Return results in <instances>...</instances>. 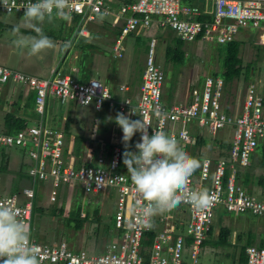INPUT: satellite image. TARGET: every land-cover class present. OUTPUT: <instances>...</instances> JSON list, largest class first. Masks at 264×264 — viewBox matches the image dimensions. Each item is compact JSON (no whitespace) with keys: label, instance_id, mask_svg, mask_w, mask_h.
<instances>
[{"label":"built area","instance_id":"1","mask_svg":"<svg viewBox=\"0 0 264 264\" xmlns=\"http://www.w3.org/2000/svg\"><path fill=\"white\" fill-rule=\"evenodd\" d=\"M27 2L8 0L10 12L0 3V15L23 16L22 7ZM72 16L80 18L74 35L85 40L91 38L88 24L97 17L119 19V32L111 46L112 58L119 60L124 57L125 38L139 31L147 32L152 27L171 31L182 42L196 41L215 47L228 46L236 36L252 30L257 34V43L264 46V0H213L210 10L183 5L181 0H136L116 10L107 7L106 0H71ZM204 16L209 18L198 20ZM158 50V40L150 37L135 99L129 96L127 85L118 86L113 95L106 85L92 76L77 81L55 69L49 78L43 79L0 65V85L11 83L34 91L37 118L34 126L14 134L0 130V147L24 150L31 161L27 172L31 185L20 194L26 201L19 204V194H13L0 196V202H11L21 208L23 219L31 229L40 183L49 184L50 203L56 201L61 191L58 189L64 187H78L92 197L109 189L115 191L114 239L102 253L88 254L85 250H76L72 241L46 245L32 239L40 252L41 264H201L202 245L208 239L219 209L236 216L251 215L264 224V201L246 192L236 181L238 170L249 167V157L255 149L264 147V83L261 88L256 83L259 72L254 80L246 82L238 115L222 110L225 86L230 82L225 66L221 70L219 61L218 69L204 79L202 87L191 89L187 104L165 106L161 101L164 75L158 62ZM50 97L62 106L74 103L81 109L92 108L95 114L104 106L125 115L131 109L138 115L142 114V118L151 125L148 129L150 135L153 130H163L175 136L185 150L193 148V153H188L201 161V167L191 178V186L208 189L213 193V203L204 210L182 203L157 215L154 217V238L149 246H144L142 241L152 229L141 225L132 215L140 197L128 173L120 169L121 147L113 146L106 150L104 145H100L97 157L91 155L93 150L84 158L65 152L66 149L70 151L65 146L67 131L45 124ZM158 108L168 113L166 119L161 120L155 115ZM138 115L131 119H141ZM194 128L208 135V151L214 150L219 133H231L226 152L220 148L221 153L200 154L203 148L197 149V137L191 135ZM139 140L140 133H136L135 143ZM224 153L225 156L222 155ZM261 235L262 239H258L256 245L245 248V264H264V226Z\"/></svg>","mask_w":264,"mask_h":264},{"label":"rangeland","instance_id":"2","mask_svg":"<svg viewBox=\"0 0 264 264\" xmlns=\"http://www.w3.org/2000/svg\"><path fill=\"white\" fill-rule=\"evenodd\" d=\"M108 4L114 6L109 0ZM188 4L194 5V2H188ZM1 16V20H3L2 23L5 24L6 22L4 21H8L10 23L11 28L7 27V32L8 37L10 39L9 44H12V46H4L1 43V32H4L6 28L4 27V30L0 32V65L26 75H31L43 79L49 78L52 74L51 69L56 68L60 71L61 74L70 75L71 77L75 78V80L79 79L78 81H81L83 78L89 77L90 74H92L94 78L98 79L103 84H105V82L107 81L108 87L110 89L113 88L112 82L122 81V72L124 71V68H127L130 73H134L136 71V64H138V66H142L143 60L145 58L143 59V55L140 54L142 49L140 48V46L142 45V43H146V41L148 42L150 38L149 37L147 40L142 39L141 37L138 39H134L131 36L126 37L123 44L124 48H126L125 57L122 60L113 59L111 53V46L113 42L110 46H108L113 39V33L109 31L110 29L108 28L107 24L108 21L100 19V21L89 23L87 29L94 35L101 33V36L103 38L89 40V43L95 46V50L92 52L93 60L91 64L90 73H88L86 70H83L82 67H79L78 70L73 69L74 66H72L73 63L71 62L74 61L72 58L73 52L75 50L74 46L72 50L67 51L69 45L68 37L73 35L71 30L76 29V24H78L80 20L79 17L72 16L68 20L55 19L51 23L45 22V24L43 25V30L57 43V48L55 50H48L37 56H29L26 49L19 48L13 44L14 37L12 35V28L14 25L18 24L21 21L22 16ZM151 30L153 31L152 33H150ZM151 30L147 31V34L150 33V35L148 36H152L154 38L160 36L159 32H163L162 29L154 28ZM22 31L28 35L35 34L34 32L28 29H22ZM63 33H65L64 38ZM247 33V38L244 36H239L236 39L240 40L239 38H241L242 40L251 43L252 45L256 44V46H258L256 41V32L251 30ZM164 36L165 39L174 38V36L171 34H168V36H166L165 34ZM66 41L68 42L67 44H65ZM248 43L241 46V56L243 65H247L246 67L249 68V70L251 69V75H248V80H254L256 72L258 70L261 71L260 76L256 82L258 84V87L261 88L264 83V47L258 49L260 50L258 52L257 49H255L251 44ZM191 45L192 44H183V46H187L189 47V49L185 50L187 55H185V58L183 57L184 62L182 61L178 64L174 62L171 63V61L167 62L166 60H164L163 51L161 54H159L158 62L164 74L162 102L165 101V99L167 101L174 99L173 92L175 90V87H184L188 78L192 76L189 74L191 73L192 66L195 65L194 67H201L203 65V59L197 56V54H200L199 48L197 49V47ZM13 46L15 47L12 48ZM206 48V54L202 50V54L206 55V60H211V63L214 60L213 63L216 65L218 64V62L216 61L219 60V66L222 70L223 58L226 51V47L219 46L218 50L220 56L217 52H212L213 46H211L210 44H208ZM138 51L139 53H136ZM77 61L78 62H76L75 65L80 62V59ZM87 63L88 60L85 64ZM126 65H128V67H126ZM115 68L118 72L116 76H114V74L116 73L112 71V69L115 70ZM180 73L181 75H179ZM248 80L244 81L243 75L237 81L232 80L229 85L225 86L224 98H226L228 102L233 100V105L236 104L237 107H241L239 105L242 104L245 86L250 81ZM190 87L191 86L188 85L187 89H189ZM197 87L200 88V84L197 85ZM228 89L230 94L227 93ZM179 91L181 92V90ZM106 109H108L106 106L103 107V110L107 112ZM108 110L111 113L109 117L114 118L117 114L116 110ZM107 117L108 116L106 114L104 115V112L95 116L92 108L81 109L74 103H70L67 109L65 110L64 107L59 104V102L54 97H50L47 102L45 124L47 127L65 129L67 131L66 137L69 143L73 140L75 136H82L86 138V141L82 143L80 154L82 156H85L87 150L91 148V151L93 150L91 155L93 157H97L100 154L99 146L101 144H91L89 140H100L101 142V140L107 139L102 141V143L107 146L109 144L108 141L112 136H116V138L120 137L119 139H121V136L123 135L121 128L117 130V125L114 122V119L113 125L108 127V124L110 122L112 123V121L107 119ZM78 118H81V120L79 121ZM105 122L108 124L105 125ZM92 123L97 125V132L95 129V133H93L91 129ZM78 124L80 127L77 129ZM30 125H32V123H29L28 126ZM89 132L90 135H88ZM197 132L202 133L201 130H198ZM89 136H91L92 139ZM230 137L231 133H227V135L223 136L222 140L225 142H229ZM203 144L204 145L202 150L203 152L207 153L210 144L207 134H205V138H203ZM120 145H122V143H120ZM262 147L263 146H259L258 148H256L254 153L249 157V166H254L253 169L249 170L250 174L254 177L253 183L249 186V193L255 195L256 198L264 201V169L260 168L258 166V163H256L261 162L262 160ZM7 149L10 148L0 147V152H5ZM12 149V153L16 154L17 156L16 163L19 166L21 164V167L19 172H14L11 175L1 177L0 193H2L3 196H7L10 194L12 195V193L18 190L21 185L23 186L26 181L28 182L30 180L27 177L26 169L28 167H31V161L29 160L24 151L15 148ZM104 151L106 152L105 149ZM186 151L193 153V148L188 147ZM9 170V168H6V173H9ZM247 170V168L243 169V172ZM49 188L50 187L48 183H40L37 187L36 204L43 205L42 207L44 208L45 212L42 215L37 211L34 213L33 222L35 224V231L31 232L33 240H36L40 244L46 245L58 244L60 242H63L61 241L62 233L68 232V241H72L75 246L74 249H84L88 254L92 252L97 253V251H100L104 247V245H108L111 241H113L114 231H112V217L115 211L114 203L116 198L114 190L109 189L104 193L100 194V196L92 197L84 194L78 187H75L73 189L68 188L69 192L71 193L69 195H66L67 197L64 194V196H62L61 198H56L55 202L48 203ZM59 190H61V188H59L58 191ZM260 196L263 197L260 198ZM61 206L63 207L64 211H73L74 213L77 211L78 207L82 208L83 213L88 210L90 212V217H92L91 221H86L82 230L74 234V231L72 230L73 228L70 230H66L63 228L62 218L60 216H52L50 214L52 210L58 209ZM95 210H97L101 218L100 224L98 225L94 222V218L92 216ZM216 213L217 214L215 215L213 223L211 225L213 240L216 239L221 226H225L229 228L231 232H233L231 233V240L234 239V234H241L243 240H245L249 236L248 231H251V236L254 238V240L256 239L255 241H258V239H262V226L259 224V222L261 221H259L257 218H248L250 217L249 215L236 216L234 214L226 213L222 209H219ZM105 226L108 229L107 232L103 230ZM96 228H98V231L95 235L94 230H96ZM255 243L257 244V242H254L253 244L256 245ZM86 249L91 250L92 252L89 253ZM210 249L211 251L209 250V253H205L200 257L201 264H227V262H225L228 261L227 258H224L222 256L224 253L232 252V248H226L225 251L218 249L219 252H222L219 253L221 257L217 256L218 253L215 254L214 251L216 250L212 249L211 247ZM211 252L214 253L211 254Z\"/></svg>","mask_w":264,"mask_h":264},{"label":"clouds","instance_id":"3","mask_svg":"<svg viewBox=\"0 0 264 264\" xmlns=\"http://www.w3.org/2000/svg\"><path fill=\"white\" fill-rule=\"evenodd\" d=\"M0 3L7 11H11L8 0H0ZM212 5L213 0L210 6ZM22 9L21 21L12 28L13 44L26 49L29 56L55 50L57 43L44 32L43 25L55 19H70L71 0H28ZM22 29L31 30L35 34H25ZM174 38L178 39L176 35ZM67 43L66 41L65 44ZM194 43L197 42H182ZM218 48L219 46H213L220 55ZM133 115L138 114L131 109L128 115L117 112L114 118L109 119H114L122 129L125 149L122 155L127 170L121 166L120 169L128 173L140 197L132 209L135 219L151 230L154 227V217L175 209L182 203H189L197 210L207 209L213 203V193L206 188L196 189L190 183L201 167V161L188 153L175 136L163 130H153L150 135V123L142 118V114L138 115L141 119L136 120L131 119ZM155 115L164 120L168 113L158 108ZM136 133H140V140L135 143V150H132L130 141ZM0 264H41L40 252L32 241L29 225L23 219V210L11 202H0Z\"/></svg>","mask_w":264,"mask_h":264},{"label":"crops","instance_id":"4","mask_svg":"<svg viewBox=\"0 0 264 264\" xmlns=\"http://www.w3.org/2000/svg\"><path fill=\"white\" fill-rule=\"evenodd\" d=\"M107 1V3H106V6L107 7H109L110 9H113V10H115L116 8H118L120 5H122V4H130V3H132V2H134V1H136V0H109L110 2H111V4H113L114 6H111V5H109L108 4V0H106ZM192 1H195V3H197V5H200L201 7L202 6H204V7H206L207 8V10H210L211 9V0H192ZM188 2H190V0H188ZM7 15H16V16H21V15H18V14H7ZM2 17V16H1ZM1 17H0V21L2 22L3 20H1ZM100 19L101 20H107L108 22H107V24H108V28L110 29L109 31H111L112 33H113V39L115 38V35L119 32V26H120V24H121V22H120V20L119 19H117V18H112V17H107V18H103V17H97L96 18V20L94 21V22H96V21H100ZM4 22H6L4 25H5V30H4V32H1L2 33V37H1V43L4 45V46H12V44H9L10 43V39H9V37H8V30H7V27L8 28H11L10 27V23L8 22V21H4ZM11 22V21H10ZM107 28V29H108ZM154 28H156V27H152L151 29H154ZM150 29V30H151ZM157 29V28H156ZM75 29H73V30H71V32L72 33H74L75 31H74ZM11 31V30H10ZM90 32V31H89ZM153 31L151 30V32L150 33H152ZM150 33L149 34H147V32H141V31H139L138 33H136V34H132L131 35V37H133L134 39H138V38H142V39H147L148 40V38L149 37H152V36H148V35H150ZM159 34H160V36L159 37H157L156 39L158 40V54H161L162 53V51H163V55H164V50H165V46H167V45H169V46H173V44L171 43L170 44V42H171V38H166L165 39V34H166V36H168V34H171V35H173L174 36V34L172 33V32H170V31H168V30H163V32H159ZM90 35H91V38L89 39V40H91V39H101V38H103L102 36H101V33H98V34H92L91 32H90ZM239 36H244V37H248V33H241V34H239ZM239 36H237L236 38H238ZM65 37V33H63V38ZM72 38V39H71ZM235 38V39H236ZM79 38H75V36H73V35H71V36H69L68 37V42H69V45H68V48H70L69 50H72V48H73V46H74V44H75V41L76 40H78ZM113 39H112V41L109 43V45L108 46H110L111 44H112V42H113ZM240 39V41H242V43H243V45L244 44H247L248 42H246V41H244V40H242L241 38H239ZM72 40H73V42H72ZM237 40V39H236ZM257 41V40H256ZM72 43V44H71ZM248 44H251V43H248ZM258 44V43H257ZM208 44H202V43H194V44H192L191 46H194V47H197V49L199 48V51H200V54L198 55L197 54V56H199V57H201L202 59H203V61H202V66L201 67H199V66H197V67H194V66H192L191 67V73H189L190 75H192L191 77H189L188 78V80H187V82L185 83V85H184V87H175V90H174V92H173V94H174V99H172V100H170V101H167L166 99H165V101H163L162 103H163V105H165V106H171V105H174V104H178V103H181V104H187L188 102H189V99H190V91H191V89L192 88H198V89H200L201 87H202V84H203V81H204V79L206 78V77H208V76H210L211 75V73H212V71H215L216 69H218V66L216 65V64H214L213 63V61H212V63L210 62L211 60H206V58H205V54L207 53L206 52V50H207V48H206V46H207ZM252 45V44H251ZM256 45V44H255ZM255 45H252L255 49L257 48V47H255ZM259 45V44H258ZM70 46V47H69ZM146 46H147V41H146V43H142V45L140 46V48H142L141 49V53L140 54H142L143 55V59L145 58V55H146ZM212 46V45H211ZM15 46H13L12 48H14ZM186 49H189V47H187V46H183V44H182V47H181V50L185 53V55H187V53L185 52V50ZM68 50V49H67ZM202 50L205 52V54H202L203 52H202ZM125 51H126V48H125ZM212 52H216V49H213L212 50ZM211 52V53H212ZM136 53H139V51L138 52H136ZM125 52H124V57H125ZM141 55V56H142ZM123 57V58H124ZM164 57V56H163ZM73 60L75 61H73V62H71V63H73L72 64V66H74V70L76 69V70H78V68L80 67V65H79V63H77V65H75L76 64V62H78L77 60H79L80 58H81V52L78 50V49H75L74 50V52H73ZM185 58V57H184ZM77 59V60H76ZM87 60H88V63L87 64H85L84 65V68H82L83 70H86L88 73H90V69H91V64H92V60H93V58H92V51L91 52H89L88 53V56H87ZM122 60V59H121ZM164 60H165V57H164ZM219 60H217L216 62H218ZM184 62V61H183ZM143 63H144V60H143ZM143 63H142V66H141V72H142V68H143ZM2 66V65H1ZM5 67V66H4ZM126 67H128V65H126ZM7 68V67H6ZM57 69V68H56ZM53 70H55V69H51V71H53ZM112 71L114 72V73H116V74H114V76H116L117 75V69L115 68V70L114 69H112ZM134 71V70H133ZM259 72V75H260V73H261V71H257L256 72V74ZM122 76H123V78H122V81H119V82H112V86H113V88L112 89H110L109 87H108V82L106 81L105 82V84L104 85H106L108 88H109V90L111 91V94H115V91H116V88L118 87V86H120V85H127L128 87H129V96H131L133 99H135L136 97H137V95H138V90H139V86H140V81H141V75H139V73L137 74V71H135L134 73L133 72H129V70H127V68H124V71L122 72ZM250 74H251V72H250ZM255 74V73H254ZM253 74V75H254ZM179 75H181V73L179 74ZM70 76V75H69ZM90 76H92V74H90ZM89 76V77H90ZM255 76H257V75H255ZM93 77V76H92ZM85 78H88V77H85ZM85 78H83V79H85ZM75 79V78H74ZM82 79V80H83ZM81 80V81H82ZM235 81H237V80H235ZM107 83V84H106ZM200 84V88L199 87H197V85H199ZM180 85V84H179ZM188 85L189 86H191L189 89H187V87H188ZM163 89V88H162ZM179 90H181V92L179 91ZM245 92V91H244ZM34 93V91L32 90V89H26L25 87H22V86H19V85H16V84H11V83H7V84H2V85H0V130L4 133V130L6 131V129H5V124L7 123V122H5L6 120H5V116H7V115H12L13 116V118L15 119V120H21V121H23V122H25V127L26 128H28V127H31V126H34L35 125V122H36V120H37V118L34 116V114H33V111L31 110V112L28 110V108L26 107V102H27V100H28V97L31 95V94H33ZM227 93H229V89L227 90ZM230 94V93H229ZM161 101H162V93H161ZM239 106H241V105H239ZM108 108V107H107ZM240 108L241 107H237V105L236 104H234L233 105V100H231V101H229L228 102V100L226 99V98H224L223 99V104H222V110H223V112H225V113H227V114H231V115H238L239 114V112H240ZM109 109V108H108ZM108 109H106L107 110V112L106 111H104L103 110V108H102V110L99 112V113H97V114H101L102 112H104V115L106 114L108 117L111 115V113H110V111L108 110ZM87 110V109H86ZM114 110V109H113ZM117 112V111H116ZM32 115H31V114ZM97 114H95L94 113V115L96 116ZM107 117V119H109ZM78 120L80 121L81 120V118H78ZM110 120V119H109ZM111 121H113V119L111 120ZM29 123L31 124L32 123V125H30V126H28L29 125ZM105 125L106 124H108V123H104ZM9 126V125H8ZM80 126H79V124L77 125V129L79 128ZM96 127H97V125L96 124H91V129H92V132L93 133H95L94 131H95V129H96ZM103 127V126H102ZM198 131V128H194L193 130H192V132H191V135H193L196 139H200L201 140V144H200V146H197V149L198 148H203V138H205V134H206V132H202V135H200L199 134V132H197ZM96 132H97V129H96ZM6 134H8V133H6ZM10 134V133H9ZM88 135H90V132H89V134ZM224 135H227V133H219L218 134V136H217V142H216V145H214L213 146V148H214V150L215 151H208L207 153H205V152H201L200 154H210V153H216V152H219V153H221L222 151L220 150V148L221 149H224V148H222V146H228V141L227 142H225V141H223L222 139H223V136ZM88 137V136H87ZM90 138H91V136H89ZM120 138V137H119ZM119 138H116V136H112L110 139H109V141H111L112 143H115V142H117L118 143V145H120V143H122V136H121V139H119ZM92 139V138H91ZM104 140H107V139H104ZM69 145V146H68ZM114 146H117L116 144H113ZM65 146H68V148H70L71 146H72V141H70V143L66 140L65 141ZM209 148V147H208ZM11 150H13L12 148H10V149H7L5 152H3V151H1L0 152V179H1V177H4V176H8V175H11V174H13L14 172H19L20 171V167H21V164H20V166L16 163V154H14V153H12V151ZM91 149L89 148L88 150H87V153H86V155L89 153V151H90ZM227 150V149H226ZM226 150L224 149L223 151L224 152H226ZM22 151H24V150H22ZM25 152V154H26V151H24ZM27 155V154H26ZM86 155L85 156H83L82 158H84V157H86ZM28 157V156H27ZM75 157V156H74ZM23 162V161H22ZM256 163H258V162H256ZM7 164V165H6ZM254 167V166H253ZM2 168V169H1ZM3 168H4V170H3ZM6 168H9L10 170H9V173L7 172L6 173ZM12 169V170H11ZM28 169H29V167L26 169V174H27V172H28ZM18 174V173H17ZM27 177H28V174H27ZM10 180V179H9ZM30 185H31V181L29 180L28 182L26 181V183L22 186H20L19 187V189L18 190H16L15 192H13L12 193V195L13 194H19V197H18V201H19V204H22V203H24L26 200L23 198V196H21L20 194H21V190H23L24 188H28V187H30ZM71 192H69V190H68V187H64L63 189H61V191L59 192V195H58V197H57V199H59V198H61L62 196H64V194H65V196L66 195H69ZM0 196H3L2 195V193H0ZM7 196H11V194L10 195H7ZM7 196H3V197H7ZM253 196H255V195H253ZM67 197V196H66ZM256 197V196H255ZM263 196H260V198H262ZM49 203V202H48ZM231 233H233V232H231ZM230 233V237H229V241H230V243H231V245L234 243V241H235V237H236V234H234V239L233 240H231L232 238H231V234ZM107 245V244H106ZM106 245H104V247L100 250V251H97V253H95V254H100V253H102L103 251H104V249H105V247H106ZM80 250H84V249H80ZM89 253L90 252H92L91 250H88V249H86ZM211 251V249H210V247H204L203 249H202V251L204 252V253H209L208 251ZM217 251V252H216ZM216 251H214L215 252V254H217V256H219V253H221V251L219 252V250H216ZM214 252H211V254H213ZM93 253V252H92ZM228 261H225V262H227V264H232L231 263V261L229 260V259H227ZM235 264H239V263H235Z\"/></svg>","mask_w":264,"mask_h":264},{"label":"trees","instance_id":"5","mask_svg":"<svg viewBox=\"0 0 264 264\" xmlns=\"http://www.w3.org/2000/svg\"><path fill=\"white\" fill-rule=\"evenodd\" d=\"M181 2L183 4L189 5V6H200L197 5V3H195V1L190 0V2H194V5L188 4V0H181ZM125 5V4H122ZM202 9L204 10L205 7L202 6ZM209 17L204 16V17H199L198 20H204V19H208ZM5 27V25L0 21V31L3 30V28ZM116 36V35H115ZM173 44V46H165V50H164V57L165 60L171 61L178 64L181 63L183 61V57H185V53L181 50L182 47V42L179 41L176 38H171V42L170 44ZM243 45L242 41L240 40H235L233 43L229 44L226 47V51L224 54V62L223 65L226 68V76H227V80L228 82H231L232 80H239L240 77L243 75V80L246 81L248 80V75L251 72V69L249 70V68H247V65H243V61H242V50H241V46ZM257 47V51L259 52L260 46H256ZM74 48L78 49L81 52V58H80V67L84 68V65L87 61V56L89 52H93L95 50V46L91 43H89V40H84V39H78V41H75L74 44ZM258 56V55H257ZM135 70L137 71V74L139 73V75H141V66H138V64H136ZM79 79H77L78 81ZM34 97H35V93L31 94L28 97V100L26 102V107L28 108V110L31 112V110L33 111L34 116H36L35 112H34ZM64 109L66 110L68 106H63ZM31 114V113H30ZM32 115V114H31ZM7 119V120H6ZM5 122H7L5 124V129L4 133H10V134H14L18 131L24 130L25 127V122L21 121V120H15L13 118L12 115H7L5 116ZM69 121V118H68ZM115 122V121H114ZM9 125V126H8ZM113 125V121L112 123L110 122L108 124V127ZM117 125V124H116ZM58 129H62V128H58ZM120 127L117 125V130H119ZM123 136V135H122ZM88 139V137H87ZM135 139H136V134L134 135V137L132 138V141H130V144L133 146L132 150L134 149V145H135ZM67 140V137L65 138V141ZM86 141V138L82 137V136H75L72 140V146L70 147V151H68L66 149L65 152H69L70 155H73L75 157H83L80 152H81V146L82 143ZM90 143H97L98 145L102 144V141L104 140H89ZM109 144L106 146L109 149L112 148L114 145L116 144L118 145L117 142L112 143L111 141H108ZM201 144V140L197 139V146H200ZM122 148V154L124 152V145L122 143L121 145ZM222 148H224L225 150L228 149V146H222ZM262 160L261 162H258V166L260 168L264 169V147H262ZM222 155H226V153L222 154ZM121 167H123L124 169L127 170L126 166L123 163V155L121 156ZM253 166H249L247 169V171L243 172V169L238 170L237 173V177H236V181L237 183L246 191L249 193L250 191V185L253 183L254 177L250 174L249 170L253 169ZM50 203V202H49ZM53 203V202H52ZM43 205L41 204H36L34 205L33 208V217H32V223H31V231H35V224L33 222V218H34V213L37 211L39 212L41 215L45 212L44 208L42 207ZM50 214L52 216H60L62 218V226L64 229L66 230H70L72 229L74 231V234L77 233L78 231L82 230L84 224L86 223V221H91L90 217V212L88 210H86L84 213L82 211L81 207H78L77 211L74 213L73 211H64L63 207H59L58 209L52 210L50 212ZM92 214V213H91ZM93 218H94V222L98 225L100 224V215L98 214L97 210H95V212H93L92 214ZM247 216V215H246ZM250 217L248 218H255L251 215H249ZM93 221V220H92ZM114 218L112 217V227L114 224ZM92 223V222H91ZM259 224L262 226H264V224L262 222H259ZM107 226V225H106ZM104 227L103 230H105V232L108 231L107 227ZM97 227V226H96ZM95 231V235L97 234L98 228H96ZM113 231V229H112ZM249 232V236L243 240V237L241 234L236 235L235 237V241L234 243L231 245L230 241H229V237H230V229L225 227V226H221V228L219 229L218 235L216 237V239H212V229H210L209 233H208V239L206 241L203 242V247H211L214 250H222L225 251L226 248H232V252L229 253H224L222 257L230 259L232 264H235L236 262L239 264H245V255H244V251L245 248L249 245H252L255 240L254 238L251 236V231ZM154 234H155V229L152 228V231L149 232L148 234H146L145 239L142 241V244H144V246H149L154 238ZM68 232L66 233H62V240L63 242H70L68 241ZM36 241V240H35ZM222 253V252H221ZM205 253L202 251V255H204ZM219 257H221V255H219Z\"/></svg>","mask_w":264,"mask_h":264},{"label":"water","instance_id":"6","mask_svg":"<svg viewBox=\"0 0 264 264\" xmlns=\"http://www.w3.org/2000/svg\"><path fill=\"white\" fill-rule=\"evenodd\" d=\"M75 38H76V36H75ZM72 42H73V40H72ZM71 44H72V43H71ZM69 47H70V46H69ZM69 49H70V48H68V50H69ZM68 50H67V51H68Z\"/></svg>","mask_w":264,"mask_h":264},{"label":"bare ground","instance_id":"7","mask_svg":"<svg viewBox=\"0 0 264 264\" xmlns=\"http://www.w3.org/2000/svg\"><path fill=\"white\" fill-rule=\"evenodd\" d=\"M217 214V213H216ZM256 240V239H255ZM257 242V241H256ZM256 244V243H255Z\"/></svg>","mask_w":264,"mask_h":264}]
</instances>
